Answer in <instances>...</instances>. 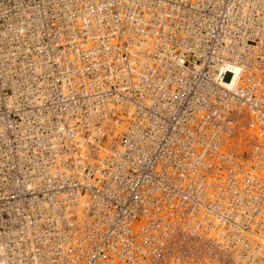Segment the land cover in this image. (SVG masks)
Here are the masks:
<instances>
[{"label":"built area","instance_id":"2783aa9c","mask_svg":"<svg viewBox=\"0 0 264 264\" xmlns=\"http://www.w3.org/2000/svg\"><path fill=\"white\" fill-rule=\"evenodd\" d=\"M200 46L206 65L182 76L173 54ZM198 108L200 153L185 126ZM118 114L137 119L114 135L104 121ZM93 125L113 137L103 159ZM173 200L200 218L168 213ZM174 220L191 239L207 230L225 264H264V0H0V258L24 243L27 264H140L168 247L173 233L155 232Z\"/></svg>","mask_w":264,"mask_h":264},{"label":"bare ground","instance_id":"6f19581e","mask_svg":"<svg viewBox=\"0 0 264 264\" xmlns=\"http://www.w3.org/2000/svg\"><path fill=\"white\" fill-rule=\"evenodd\" d=\"M193 5H195L194 2H192ZM192 17V16H191ZM55 23V22H54ZM55 25V24H54ZM183 33H178L177 36H181ZM127 38L131 39L133 38V35L131 34H124L122 37V40H126ZM145 41L146 43H142L141 45V51H145L147 48L150 49V52H154V44L156 42V38L154 36H145ZM109 43L111 44H119V49L121 51H125V49L122 48L121 45V41L117 40H111ZM66 43L64 41H61L60 45H65ZM87 47V49H90L92 47V44L89 43L88 46H85V48ZM84 48V47H83ZM132 50L136 53H138L140 50L136 48V44L134 43L132 46ZM178 52L176 54H173L177 57L180 66L183 68L182 71H180V73H182V76H186L189 75L191 73H194L195 70L201 69L204 64L206 65V61H207V55H205V48L203 47H197L196 49H191V48H187V49H178ZM172 54V53H171ZM199 56H201L200 59V64H198V58ZM145 60H147V58H142L139 57L138 61L143 63ZM148 62L150 64V66L158 69L159 68V63L156 62L153 66V60L152 59H148ZM184 62L186 65H184ZM188 65V66H187ZM134 67L136 66V64L134 63L133 65ZM165 71V69H161V72L163 73ZM141 73L140 69L137 68L136 69V75L133 77V82L136 83L139 80V74ZM236 81V77H234V79H232V81L230 82V78L229 80L225 83L227 86H232L235 84ZM176 86L174 84H172L170 86V89L173 90ZM145 89V88H144ZM143 90H141L139 92V95L143 94ZM196 92H199L196 90ZM152 96L153 94L148 91L143 97L139 98V101H141L142 103L148 105L152 102ZM112 107V105H111ZM201 110H206V108H198V110L195 111V113L199 112L197 115L194 114V119L191 120L190 122H186L187 125L186 128L191 130L190 132L193 133L192 136V149L196 152V153H200L204 150V146L206 147V145H202L201 142L199 143H194L197 142L199 139V134H195V131L192 130L193 127H199L200 124L197 123L195 120L200 121L201 119L199 118V116L204 115V112ZM207 115V112H206ZM118 118L121 120L119 122H112V121H104V123H109V127L113 128L116 127L115 131H114V135H118L120 134L123 129L125 128V126L130 122V120H136L137 118L134 116H121V114H118ZM99 130H101L100 132H102L105 136H106V140L103 142H93L92 143L96 146V149L94 150L95 154L97 155V157L99 159H103L105 158L107 155L110 154V146H111V138L113 137H109L108 133L106 131H102L104 130V128L100 127V128H96L94 125L91 127L90 132L91 134H95L96 132H98ZM202 132H206L207 133V124L202 126ZM200 131V133H202ZM179 138L181 140H183V136L179 135ZM195 140V141H194ZM82 155L86 156L88 158V162L89 163H95V161L92 158V155L86 151V153H82ZM205 161V165L207 166V159L204 160ZM195 176L198 180H200L202 182V184H204V188H207V172L205 170H202V168H195ZM204 179V180H203ZM207 192V189H206ZM88 195H85L82 199L83 201L81 202V206L79 207L78 210L73 211L75 213V215H77V218L79 220H81L82 218H85L86 215L85 213L87 212L84 208L83 205L85 203V200L87 199ZM170 204L172 206H170ZM186 203L184 204H180V202H165V208H167V212L171 213L172 211L178 210L180 211V216L181 214H183V218L188 219V221H194L196 218H200V217H194V215H185L188 214L189 212L187 211V208L189 205L185 206ZM199 212L203 213L204 210L201 207H198ZM201 213H199V215H201ZM167 214V213H166ZM154 215V214H153ZM152 215V216H153ZM140 220L138 222H136L135 224V230L139 231V229L141 227H144L145 225H148V223H151V219L148 215H141ZM198 221V220H197ZM165 225H168V227H166ZM165 225L162 223V225L160 226V228L158 229V231H156L155 233H173V235H168V238L165 240L164 236L162 235L161 241H163L166 246H168L167 248H163L162 253L160 255V257H157V259H153V258H148L145 262L140 263V264H225V258L224 256L217 250L211 247H207V230H205V236H199V237H193V239H191V234L188 231L183 232L182 229H179L178 226L180 227H184L181 224V221H169L166 222ZM78 230H81V226H79ZM17 233V232H16ZM85 233H75L76 239L82 238L84 236ZM135 234H140V233H135ZM75 241V238L72 240ZM99 245V244H97ZM17 248L18 250L16 251L15 255H16V259L14 260L13 258H10V254L7 255V257L5 259L0 258V264H27L26 262L22 263L19 261V257L21 256V253L24 252L28 255H34L37 254L34 251V254H30V250L32 251V249L30 247H28V245H25L24 243H18L17 244ZM3 249L0 248V254L2 253ZM36 251L38 253H40L39 249H36ZM36 256V255H35ZM51 255H46L45 256V263L46 264H51V261H60V259H51ZM112 262H109V264H124V262H120L117 258H115L113 256V254L110 255ZM36 263L34 264H39L41 263L40 261L36 260ZM59 262H56V264H58ZM29 264V263H28Z\"/></svg>","mask_w":264,"mask_h":264}]
</instances>
